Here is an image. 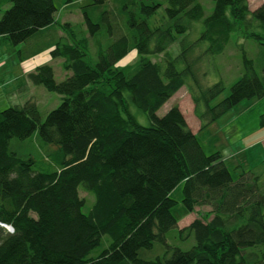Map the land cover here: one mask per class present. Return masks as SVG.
Returning a JSON list of instances; mask_svg holds the SVG:
<instances>
[{
    "label": "trees",
    "instance_id": "1",
    "mask_svg": "<svg viewBox=\"0 0 264 264\" xmlns=\"http://www.w3.org/2000/svg\"><path fill=\"white\" fill-rule=\"evenodd\" d=\"M112 1L127 32L106 47L99 45L93 64L87 61L88 39L100 26L82 8L88 39H77L64 23L60 28L66 37L50 51L70 74L56 82L47 65L28 74L31 84L62 99L43 122L32 101L0 111V224L13 230L0 226V264H264L262 175L247 170L234 180L219 152H203L177 105L156 115L188 78L200 129L243 100L264 96V76L242 50L243 73L216 103L223 83L203 88L194 73L200 58L189 59L200 43L206 48L198 57L223 53L233 32L254 23L258 31L244 37L264 49V3L251 12L246 0H211L213 11L205 17L198 0ZM11 3L0 17V37L14 46L55 24L52 0ZM164 3L166 21L151 28L148 18ZM195 21L203 24L199 38L180 40V53L172 58L167 49ZM130 50L139 56L137 62L117 67ZM158 54H164V66L147 58ZM128 101L148 116V126L138 123ZM259 121L264 125V113ZM34 133L54 148L47 155L50 171L38 170L32 156L10 149L12 139ZM179 184L180 204L188 213L206 206L212 214L208 221L196 218L179 229L181 239H194L187 251L165 240L177 227L171 213L177 201L170 193ZM80 185L94 197L87 214L82 213ZM105 236L107 247L90 256ZM155 242L166 247L164 254L141 258L140 251L152 250Z\"/></svg>",
    "mask_w": 264,
    "mask_h": 264
},
{
    "label": "rangeland",
    "instance_id": "2",
    "mask_svg": "<svg viewBox=\"0 0 264 264\" xmlns=\"http://www.w3.org/2000/svg\"><path fill=\"white\" fill-rule=\"evenodd\" d=\"M52 1L56 8L55 24L48 30L42 33L39 32L37 36L16 46L11 44L9 40L0 37V111L20 105L26 101H32L36 104L40 120L43 122L47 114L59 106L62 101L60 95L49 92L42 86L31 84L27 76L43 65L50 66L53 69L56 82L63 81L70 74L63 70L62 59H52L50 57V51L59 40L65 39L66 34L60 28V25L64 23L69 24L77 39H88L89 32L81 12L82 8H85L89 18L100 26L97 35L88 39L87 61L90 64H93L96 60L97 52L100 49L99 45L106 47L113 39L127 32H125L127 26L123 18L117 17V14L119 15L120 13L121 15V12L118 13L116 11L117 7L112 0H103V4L97 6L93 5L92 0ZM160 1L164 2V0ZM198 3L202 6L205 17L212 13L214 4L211 0H198ZM11 5V0H0V17ZM165 6L166 4L164 3L154 15L148 18L147 23L151 28L159 26L166 21ZM103 13H105L104 16ZM256 25L258 24L254 23L253 26H248L247 28L241 25L242 31L238 30L232 33L224 52L219 55L198 57L201 55L202 50L206 48V43H200L199 47L193 48V51L189 53L190 60L197 61V58H200V61L194 66V73L203 88L217 82H222L224 85L223 93L213 103L227 97L233 83L241 77L243 73L242 51L245 52L247 59L254 61L256 72L264 76V49L256 41L244 37L245 32L258 31ZM202 29V21L192 22L186 36L178 37L169 46L167 53L172 58L178 56L181 50L179 41L185 39L189 43L195 42L199 38ZM240 46L241 48H239ZM147 58L152 62L161 63L162 66L165 65L164 54L150 55ZM138 59L139 56L135 51L130 50L116 66L119 68L131 66ZM182 67V65H178L179 70ZM188 85H193L191 78L186 80V85L173 98L169 99L156 112V115L162 117L172 105H177L191 126L193 124L192 100L189 98ZM255 101L259 104L251 108L252 105H249V103H255ZM263 105L264 96L259 99L243 100L226 114L233 115L231 120H226L227 118L225 117L227 116H223L206 128L200 129L195 136L206 155L219 152L220 155L227 156V147L232 148L233 152L237 151V148L242 149L241 155L226 159L225 164L234 180L238 178L239 172L247 171L249 164L254 172L262 175L261 184L264 193V167L262 166L264 157L260 158V151L263 147L260 139L264 136V125L259 121L260 115L264 113ZM247 108L251 110L247 111ZM129 109L140 125H149L148 116L138 110L131 102H129ZM232 129L235 132H232ZM10 149L21 155L32 156L36 161L38 170L41 168V171L53 169V167L50 170L47 168V165L50 164L47 155L54 148L44 144L37 133L25 140L12 139L10 141ZM182 186V184H179L170 193V197L177 201L175 207L171 209V213L177 221V227L166 233L165 240L170 247L187 251L194 246V239L192 236L186 237L185 235L183 236L185 238L181 239L178 234L179 229L187 227L196 218L208 221L212 218V214H210V208L206 206L195 207L193 214L188 213L180 204ZM78 193L79 197L85 202L82 213L87 214L93 205L94 197L86 192L81 185L78 187ZM108 243L109 239L106 236L103 237L102 245L92 251L90 256L99 254L107 247ZM165 250L166 247L163 244L155 242L152 250H142L139 256L146 260H153L156 257H161Z\"/></svg>",
    "mask_w": 264,
    "mask_h": 264
},
{
    "label": "crops",
    "instance_id": "3",
    "mask_svg": "<svg viewBox=\"0 0 264 264\" xmlns=\"http://www.w3.org/2000/svg\"><path fill=\"white\" fill-rule=\"evenodd\" d=\"M247 1V3H248V8H249V10L252 12V11H254L255 9H257L262 3H264V0H246ZM51 26H49V27H47V28H45V29H43V30H40L39 32L40 33H42V32H45L46 30H48L49 28H50ZM39 32H37L34 36H37V34H39ZM33 36V37H34ZM181 90V88L171 97V98H173L179 91ZM170 98V99H171ZM189 98H190V95H189ZM253 100V99H252ZM191 103H192V101H191ZM256 104L258 105L259 103H257V101H255V103H249V105H252V107L251 108H253L254 106H256ZM248 105V106H249ZM173 106V105H172ZM178 108H179V106H178ZM262 109H264V105H263V108ZM179 110H180V112L182 113V115H183V117H184V119H185V121H186V124H187V126H188V128L191 130V132L194 134V135H196L197 134V132H199L200 131V121L198 120V118L194 115V106H193V103H192V105H191V113H192V115H193V124L190 126L189 125V123H188V121H187V119L185 118V116H184V113L181 111V109L179 108ZM247 111H249V110H251L250 108H247L246 109ZM263 111V110H262ZM229 113V112H228ZM228 113H226V114H228ZM263 113V112H262ZM224 115V116H227V117H225V118H227L226 120H231V117L233 116V115ZM223 117V116H222ZM258 117H259V115H258ZM260 119V118H259ZM237 120V119H236ZM235 120V121H236ZM232 132H235V130L234 129H232ZM260 141L263 143V147H262V149H261V151H260V158H263L264 157V136L260 139ZM237 151H235V152H233V150H232V148H230V147H227V149H226V151H227V156L226 155H222V159H223V161H224V163H225V160L226 159H231V158H234L236 155H241L242 154V149H236ZM239 151V152H238ZM246 166H247V163H246ZM247 170H252L251 169V167H250V165L248 164V168H247ZM252 171H254V170H252ZM243 172V171H242ZM241 172H239L238 173V175L240 174ZM190 214H193V212H191ZM188 218V217H187ZM187 218H185V219H187ZM184 219V220H185ZM193 221V220H192ZM191 221V222H192ZM190 222V223H191ZM189 223V224H190ZM188 224V225H189ZM187 225V226H188ZM186 227V226H185Z\"/></svg>",
    "mask_w": 264,
    "mask_h": 264
}]
</instances>
